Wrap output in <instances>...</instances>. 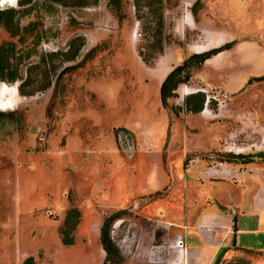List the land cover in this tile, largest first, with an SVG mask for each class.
<instances>
[{
	"label": "rangeland",
	"instance_id": "374dc122",
	"mask_svg": "<svg viewBox=\"0 0 264 264\" xmlns=\"http://www.w3.org/2000/svg\"><path fill=\"white\" fill-rule=\"evenodd\" d=\"M163 1L164 48L150 64L138 56L145 35L133 0L0 7L15 12L17 26L13 33L0 26V45L15 46L9 63L17 77L0 85L19 98L0 110V264H103L100 228L119 212L110 238L120 264H206V256L187 249L197 245L193 225L209 212L228 214L230 206L231 228L238 216L239 229L249 231L238 235L241 248L264 252V81L254 80L264 74V0H205L214 38L231 37L222 45L232 47L253 40L260 52L231 47L211 57L196 69L205 84L199 77L193 86L204 94L202 111L186 112L188 83L174 98L177 115L160 103L159 60L199 40L196 29L183 33L180 21L197 22L202 6ZM25 74L32 96L18 91ZM217 163L228 165L222 179L189 171ZM70 208L80 217L73 245L64 246L59 228ZM216 222L203 228L208 238L226 230ZM258 256L233 247L212 264H264Z\"/></svg>",
	"mask_w": 264,
	"mask_h": 264
},
{
	"label": "trees",
	"instance_id": "16d2710c",
	"mask_svg": "<svg viewBox=\"0 0 264 264\" xmlns=\"http://www.w3.org/2000/svg\"><path fill=\"white\" fill-rule=\"evenodd\" d=\"M33 0H26V2L20 3V5H27ZM47 3L59 4L64 7L84 8L94 6L98 3V0H46ZM198 3V1L196 2ZM133 6L136 8V15L141 25V29L144 31V45L138 47V56L145 64H150L156 55H160L164 48V29L165 22L163 16L164 1L163 0H133ZM115 13L119 11V6L110 7ZM151 17L152 20L143 19ZM148 19V18H147ZM15 12L11 9H0V26H2L9 33H13L17 26L14 24ZM14 44H11L9 50L5 51L4 44L0 45V80L6 82H13L17 77L10 72V57H14ZM233 42L226 43L218 48L210 49L202 53L192 54L188 56L181 64L174 67L164 78L159 88V99L161 106L164 109H168L171 113L177 115L180 110L178 107L170 104V100L176 98V90L179 85L188 84L190 82L192 71L198 69L203 63L211 57L219 54L222 51L231 49ZM145 49L149 51H155V55L147 54L143 52ZM78 53V49L73 52L67 59V61H73ZM31 75L25 74V77L21 78V84L18 87V91L22 96H32L35 90H26L25 88L29 84ZM255 81H264V74ZM253 80V81H254ZM251 81V80H250ZM249 81V82H250ZM49 87L47 82L42 90H46ZM204 94L196 92L184 99L185 110L190 114L200 113L204 105ZM123 131V130H122ZM119 213H114L104 218L100 228V245L105 253L103 264H120V256L118 251L110 238V228L112 222L119 217ZM79 212L76 208H70L65 212L64 219L59 228L60 242L64 246H70L74 243L73 232L79 221ZM32 258L26 259L22 264H32Z\"/></svg>",
	"mask_w": 264,
	"mask_h": 264
},
{
	"label": "crops",
	"instance_id": "0c3cea01",
	"mask_svg": "<svg viewBox=\"0 0 264 264\" xmlns=\"http://www.w3.org/2000/svg\"><path fill=\"white\" fill-rule=\"evenodd\" d=\"M190 1H194V0H190ZM199 1V0H197ZM201 6H202V11H200V15L198 14L197 18L198 21L195 22L194 19L192 17H190L189 19H182L180 21L181 24V31L183 33L190 31L192 29H196L199 32V40L198 41H194L193 43H191L190 45H186L187 48H174L172 50V52L170 54H167V52L165 51L161 56H160V67H159V75H160V79H159V84H161V82L163 81V79L166 77V75L177 65L181 64L188 56L192 55V54H198V53H202L205 52L207 50H210L212 48H216L221 46L223 43L227 42L231 37L225 39L222 36V33H218V38H214V29L215 26L213 24H215L213 17L208 16L205 13V9H211L210 6L207 5V2L205 0H201ZM208 6V7H207ZM212 7V6H211ZM211 26V27H210ZM234 47H238L239 51H241L243 53V49L246 47H250L253 49H256L260 52V48L258 45H256V41H241L238 42ZM232 47V48H234ZM262 52V51H261ZM216 56V55H215ZM214 57V56H213ZM211 59V58H210ZM210 59L206 60L204 64L208 63L210 61ZM202 65V66H203ZM197 70H193L192 71V76L189 82V87L191 90V93H194L195 90L193 89V86H196L197 82H200L201 80H199L198 78L200 77L202 79V82L205 84L206 79L203 75L198 76L196 75ZM184 85V84H183ZM179 85L178 88H180ZM206 87H211L210 84L205 85ZM178 88L176 90V93H178ZM170 104L172 105H176L175 104V100L172 99L170 100ZM174 116V115H173ZM190 115H187V117ZM200 117V116H199ZM201 119H203L204 121H206L204 118L200 117ZM68 145H69V141H68ZM228 167L227 164L225 163H217V165H212L211 167H205L203 169L202 166H197V168L193 170H189L192 172V175H195L196 173H204L203 175H207L206 177H210L213 179H222L223 175L227 176L228 171L226 170ZM238 179L240 180H245V176L242 175H238ZM223 183V182H221ZM246 188V187H245ZM256 192V191H255ZM257 196H261V194L259 192H257ZM256 202L257 203H261V200L259 198L256 197ZM232 206H230L228 208V214H222L218 211H213V212H209L208 214H204L201 215L198 220L196 221L197 223H195L193 225V230L195 231L194 233V240L192 243H196L197 245H195L193 248H187L189 250H192L193 252H195V256L204 258V256L207 257L206 260V264H212V262L214 261V259L216 258V256L218 255V253L220 251L223 252H227L230 250V248L233 247H237L238 249L242 250L243 252H247L250 254H255V255H259L258 257L260 258V256H264V252H260V251H254V250H250V249H242L241 245L238 241V235L241 232H249L247 230H240L239 229V220H238V216L236 218V222L232 223V228H231V215L229 213V209H231ZM258 209V208H257ZM254 209L251 212V215H255L256 213H258V211H261L262 208H260L259 210ZM236 215V213L234 214ZM215 219V220H214ZM216 223L219 224V226H222L223 228H225V231L222 230H217L215 232V234L212 235V238H208L205 234L204 231V227L205 225L210 224L212 221H216ZM225 226V227H224ZM218 229H221L220 227H218ZM232 230V231H231ZM180 236V235H179ZM177 236V237H179ZM229 243V247H227L225 245V243ZM190 243V245L192 244ZM259 259L254 261V264H258L259 263Z\"/></svg>",
	"mask_w": 264,
	"mask_h": 264
},
{
	"label": "bare ground",
	"instance_id": "6f19581e",
	"mask_svg": "<svg viewBox=\"0 0 264 264\" xmlns=\"http://www.w3.org/2000/svg\"><path fill=\"white\" fill-rule=\"evenodd\" d=\"M16 0H0V7L8 5L14 7ZM19 104V98L15 88L0 85V110H10Z\"/></svg>",
	"mask_w": 264,
	"mask_h": 264
},
{
	"label": "built area",
	"instance_id": "2783aa9c",
	"mask_svg": "<svg viewBox=\"0 0 264 264\" xmlns=\"http://www.w3.org/2000/svg\"><path fill=\"white\" fill-rule=\"evenodd\" d=\"M208 100H209V96L206 97V103L208 102ZM206 103H205V105H206ZM117 137H118L119 143H121L123 141V139L121 138V135L118 134ZM130 150H131V147L129 146L128 151H130ZM230 210H231V213H234L232 208ZM176 246L179 247L180 249H183L184 245H183V241L181 239V236L176 241Z\"/></svg>",
	"mask_w": 264,
	"mask_h": 264
}]
</instances>
